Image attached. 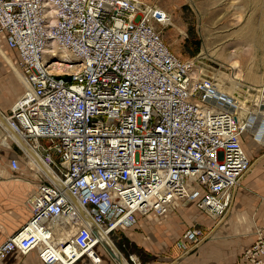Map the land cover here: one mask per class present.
Wrapping results in <instances>:
<instances>
[{"label":"built area","instance_id":"1","mask_svg":"<svg viewBox=\"0 0 264 264\" xmlns=\"http://www.w3.org/2000/svg\"><path fill=\"white\" fill-rule=\"evenodd\" d=\"M166 15L143 0H0V35L30 92L7 124L52 171L36 178L32 218L0 245V264L33 252L79 264L101 242L90 220L113 236L181 200L219 221L230 212L252 169L247 128L216 76L166 45ZM208 237L193 227L177 246L188 254ZM240 264H264L262 232Z\"/></svg>","mask_w":264,"mask_h":264},{"label":"rangeland","instance_id":"2","mask_svg":"<svg viewBox=\"0 0 264 264\" xmlns=\"http://www.w3.org/2000/svg\"><path fill=\"white\" fill-rule=\"evenodd\" d=\"M143 1L157 4L168 14L166 18L170 24L162 30V37L178 58L183 61H199L200 64L197 65H200L199 68L204 74L210 76L214 74L223 83L225 89L227 86L230 87L232 64L238 62L239 69L243 72L244 83L242 84H245L246 88L244 89L247 91V88H251L255 92L264 88V0ZM11 61L18 69L16 55L6 49L5 41L0 36V108L6 116L18 108H13V100L16 97L11 98L7 93L12 80L16 79L15 72L11 68L13 65ZM231 86L234 88L236 84L231 83ZM244 89L235 95L230 94L235 97L240 113L243 109L241 107L244 106L243 100L245 101ZM254 92L252 91V94H255ZM246 103L248 106L245 118L247 133L243 136V142L252 161V169L248 175L264 177L262 161L264 157V98L260 94H255L253 99L247 98ZM239 112L237 113L240 121ZM3 129L0 128V172L11 175L10 160L18 157L21 168L26 160L24 153L16 148L12 141H10V147L3 144V140L7 138ZM193 203L181 200L179 206L181 204L190 207L195 204ZM176 205L178 203L173 206L169 214H173ZM109 237L127 259L135 253L132 245L123 236L114 234ZM99 248L97 247L91 253Z\"/></svg>","mask_w":264,"mask_h":264},{"label":"crops","instance_id":"3","mask_svg":"<svg viewBox=\"0 0 264 264\" xmlns=\"http://www.w3.org/2000/svg\"><path fill=\"white\" fill-rule=\"evenodd\" d=\"M5 47L10 51L6 41ZM11 68L16 79L12 80L7 93L11 98L16 97L13 100L15 109L30 98V92L19 69L14 64ZM1 112L5 115L2 109ZM10 141L14 142L11 137L6 138L3 144L10 147ZM14 146L18 148L15 144ZM24 155L27 161L23 162L20 172L15 174L10 168L12 159L20 162L18 157L9 162L11 175L0 172V245L32 218L29 199L36 190V178L41 172H34L29 167L30 160L26 152ZM262 161L264 162V157ZM174 208L173 214L165 218H159L154 213L140 216L134 226L121 228L115 233V236H123L132 245L135 253L128 257L131 264H240L242 252L264 231V177L246 176L236 192L230 212L223 220L209 217L196 204L188 207L181 204L179 206L178 203ZM193 227L203 228L209 237L185 254L177 243ZM58 239L70 240L68 237L62 240L60 236ZM19 256H10L4 264H41L36 252L30 253L28 257ZM100 256L102 262L98 260ZM91 259L97 260V264H116L104 246L85 256L79 264H96Z\"/></svg>","mask_w":264,"mask_h":264},{"label":"bare ground","instance_id":"4","mask_svg":"<svg viewBox=\"0 0 264 264\" xmlns=\"http://www.w3.org/2000/svg\"><path fill=\"white\" fill-rule=\"evenodd\" d=\"M167 16V15H166ZM169 24H170V21H169ZM232 69H233V73L231 74V78H230V81H229V86L230 87H226V89L224 88V85L223 83H221V81H219L220 85L222 86L224 92L228 93L229 95L232 94V95H235V93H238V92H242V90L245 88V84L243 85L242 83H244V80H243V72L241 69H239V65H238V62H234L232 64ZM198 71H199V74L200 75H203L205 76L206 74H204V72L202 71V69L198 68ZM231 83L232 84H236V86L234 88H232L231 86ZM238 83V84H237ZM228 84V83H227ZM246 89V88H245ZM244 89V90H245ZM248 90L244 91L245 92V95L243 96V98L245 99V101L243 100V103H244V106L241 107L243 109H241V113L238 111L240 108L237 107V112L240 113V123L244 126L245 123H246V110L248 109V106H247V103H246V99L250 97V99L254 97L255 94H260L263 98H264V88H262L261 90H258V91H255L254 92V89L252 90L251 88H247ZM252 91L255 93V94H252ZM240 99V98H238ZM241 100V99H240ZM252 101V100H251ZM235 105L237 106V104L235 103ZM250 105V104H249ZM245 107V108H244ZM7 116L4 115L1 111H0V121L4 124L3 125V128L5 130H10L9 129V126L7 124ZM245 120V121H244ZM247 128V126H246ZM12 130V129H11ZM11 132V131H10ZM12 133V132H11ZM247 133V132H246ZM10 137L14 140V142H18V144L20 145L21 149L24 151V153L26 152L29 160H30V168L32 170L37 171V172H41L42 174H46L48 176H52V171L50 170V166L48 164V162L40 155L38 154V152L35 150L34 147L32 146H27V145H23L22 144V139L18 138L17 136H15L13 133L10 134ZM246 149V148H245ZM180 202V201H179ZM178 202V203H179ZM80 209L82 210V208L80 207ZM91 221V220H90ZM76 231V227L75 226H72L71 228H65L63 229V232L60 234V237L62 240H64L66 237H68L70 240L72 238V236L74 235ZM110 233L107 232L104 234V238H103V241L107 242V240L109 239L112 244L115 245V243L110 239L109 235ZM111 236V235H110ZM59 238V235L57 237V239ZM59 240V239H58ZM70 240L68 241H62V242H69ZM61 241V240H59ZM109 247H111V244L110 242L108 241L107 242ZM100 246H104L103 243H102V240L101 242H98L94 245V247L92 248V250L87 254L89 255L94 249H96L97 247L99 248ZM116 246V245H115ZM117 247V246H116ZM114 251V250H113ZM19 255V254H18ZM86 255V256H87ZM21 256V255H20ZM124 256V255H123ZM85 257V256H84ZM83 257V258H84ZM83 258L81 260H83ZM125 258V257H124ZM126 259V258H125ZM134 260V259H132ZM115 262L118 264V262L115 260ZM124 264H131L128 259H126V262Z\"/></svg>","mask_w":264,"mask_h":264},{"label":"water","instance_id":"5","mask_svg":"<svg viewBox=\"0 0 264 264\" xmlns=\"http://www.w3.org/2000/svg\"><path fill=\"white\" fill-rule=\"evenodd\" d=\"M10 129V128H9ZM11 131V129H10ZM12 132V131H11ZM13 133V132H12ZM90 224L92 226L93 232L102 240V243L110 256L118 262V264H124L126 262V259L124 258L123 254L120 252V250L112 244V242L108 239L107 242L109 241L111 244V247H109L108 243L103 241V236L105 233L93 222L90 221ZM114 250V251H113Z\"/></svg>","mask_w":264,"mask_h":264}]
</instances>
